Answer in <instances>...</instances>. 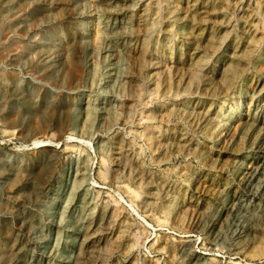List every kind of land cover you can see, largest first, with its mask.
Segmentation results:
<instances>
[{"label": "rangeland", "instance_id": "1", "mask_svg": "<svg viewBox=\"0 0 264 264\" xmlns=\"http://www.w3.org/2000/svg\"><path fill=\"white\" fill-rule=\"evenodd\" d=\"M0 264H264V0H0Z\"/></svg>", "mask_w": 264, "mask_h": 264}, {"label": "bare ground", "instance_id": "2", "mask_svg": "<svg viewBox=\"0 0 264 264\" xmlns=\"http://www.w3.org/2000/svg\"><path fill=\"white\" fill-rule=\"evenodd\" d=\"M130 1V0H129ZM141 1V0H140ZM130 3V2H129ZM140 6V5H139ZM107 8V7H106ZM158 9V8H157ZM152 10V9H151ZM173 11V10H172ZM105 13L106 14H108L109 16H116V11H111V10H105ZM130 13V12H129ZM142 13V12H141ZM102 14V13H101ZM142 15V14H141ZM155 15V14H154ZM138 16V15H137ZM147 19V18H146ZM146 21V20H145ZM197 26V25H196ZM174 27V26H173ZM120 30V29H119ZM152 30V29H151ZM156 30V29H155ZM150 31V30H149ZM148 32V31H147ZM156 32V31H155ZM154 32V33H155ZM153 33V34H154ZM152 36V35H151ZM226 39V38H225ZM147 42V41H146ZM224 43V42H223ZM146 44V43H145ZM148 44V43H147ZM150 44V43H149ZM143 47V46H142ZM148 47V46H147ZM222 47V46H221ZM148 50V49H147ZM217 50V49H216ZM196 52V51H195ZM218 52V51H217ZM205 53V52H204ZM207 53H208V51H207ZM213 55H215V54H213ZM212 57V56H211ZM129 60V59H128ZM143 61V60H142ZM150 62V61H149ZM149 62H148V64H149ZM143 63V62H142ZM133 64H134V61H133ZM146 64V63H145ZM149 66V65H148ZM207 66V65H206ZM149 68V67H148ZM133 71V70H132ZM145 71V70H144ZM183 73V72H182ZM141 78V77H140ZM147 81V80H146ZM144 83V82H143ZM219 83V82H218ZM237 83V82H236ZM130 84V83H129ZM159 84V83H158ZM166 84H167V82H166ZM220 85V84H219ZM144 88V87H143ZM147 88V87H146ZM141 89V88H140ZM136 90V89H135ZM143 90V89H142ZM126 93V92H125ZM141 94V93H140ZM147 96H148V94H146ZM157 95V94H156ZM145 96V95H144ZM196 96V95H195ZM199 96V95H198ZM141 97V96H140ZM161 97V96H160ZM185 97H187V96H185ZM221 97V96H220ZM143 98V97H142ZM156 98V97H155ZM165 98V97H164ZM163 98V99H164ZM214 98V97H213ZM132 99V98H131ZM146 99V98H145ZM144 99V100H145ZM161 99V98H160ZM162 99V100H163ZM167 99V98H166ZM179 98L177 97V100H178ZM217 99V98H216ZM215 99V100H216ZM140 100V99H139ZM138 100V101H139ZM155 100V99H154ZM213 100V99H212ZM157 101V100H156ZM140 102H143V101H140ZM151 104V103H150ZM134 105V104H133ZM139 106V105H138ZM146 106V105H145ZM150 106V105H149ZM137 107V106H136ZM262 108V107H261ZM147 109V108H146ZM137 110V109H136ZM141 110V109H140ZM130 111V110H129ZM133 112V111H132ZM134 113V112H133ZM149 113V112H148ZM134 115V114H133ZM137 115V114H136ZM173 117V116H172ZM141 118V117H140ZM174 119V118H173ZM141 120V119H140ZM178 120V119H177ZM176 121V120H175ZM180 121V120H179ZM178 121V122H179ZM164 122V121H163ZM183 123V122H182ZM168 125V124H167ZM114 126V125H113ZM136 126H138L137 125V123H136ZM192 131V130H191ZM145 136H146V138L149 140V141H151L152 139H153V135L152 134H150V133H146L145 134ZM39 143H41V142H36V141H33V145H37V144H39ZM197 146V145H196ZM186 152V151H185ZM128 167H129V165H128ZM102 175V174H101ZM247 188V187H246ZM252 192V191H251ZM134 193V192H133ZM257 193V192H256ZM133 195V194H132ZM137 197H138V195H137ZM118 213V212H117ZM115 214V213H114ZM119 214V213H118ZM110 219V218H109ZM113 219V218H112ZM117 220V219H116ZM115 220V221H116ZM127 222H129V221H127ZM122 224V223H121ZM127 224V223H126ZM127 235V234H126ZM114 241H116V240H114ZM91 244H93L92 242H91ZM128 245V244H127Z\"/></svg>", "mask_w": 264, "mask_h": 264}, {"label": "water", "instance_id": "3", "mask_svg": "<svg viewBox=\"0 0 264 264\" xmlns=\"http://www.w3.org/2000/svg\"><path fill=\"white\" fill-rule=\"evenodd\" d=\"M44 145L53 146V145H49L48 143H45ZM58 145H60V142L58 143ZM33 146H37V145H33Z\"/></svg>", "mask_w": 264, "mask_h": 264}]
</instances>
